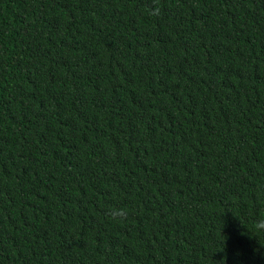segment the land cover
Here are the masks:
<instances>
[{
    "label": "trees",
    "instance_id": "1",
    "mask_svg": "<svg viewBox=\"0 0 264 264\" xmlns=\"http://www.w3.org/2000/svg\"><path fill=\"white\" fill-rule=\"evenodd\" d=\"M260 221L264 0H0V264H264Z\"/></svg>",
    "mask_w": 264,
    "mask_h": 264
},
{
    "label": "clouds",
    "instance_id": "2",
    "mask_svg": "<svg viewBox=\"0 0 264 264\" xmlns=\"http://www.w3.org/2000/svg\"><path fill=\"white\" fill-rule=\"evenodd\" d=\"M155 11H156V13H158L159 9L156 8ZM107 215L113 221L123 222V221H125L127 219L128 215H129V212L125 208L113 207V208L108 209ZM257 226L259 228H264V221H260Z\"/></svg>",
    "mask_w": 264,
    "mask_h": 264
}]
</instances>
